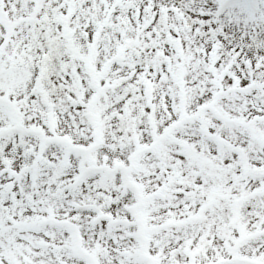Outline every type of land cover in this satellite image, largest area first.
<instances>
[{"label":"snow or ice","instance_id":"obj_1","mask_svg":"<svg viewBox=\"0 0 264 264\" xmlns=\"http://www.w3.org/2000/svg\"><path fill=\"white\" fill-rule=\"evenodd\" d=\"M0 264H264V0H0Z\"/></svg>","mask_w":264,"mask_h":264}]
</instances>
